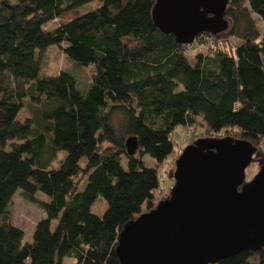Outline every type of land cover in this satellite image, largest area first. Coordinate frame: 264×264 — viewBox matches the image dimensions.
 Masks as SVG:
<instances>
[{
	"label": "trees",
	"instance_id": "trees-1",
	"mask_svg": "<svg viewBox=\"0 0 264 264\" xmlns=\"http://www.w3.org/2000/svg\"><path fill=\"white\" fill-rule=\"evenodd\" d=\"M95 1V10L45 31ZM155 2L0 0V264H63L66 256L119 264L123 227L157 206L159 167L179 148L175 129L198 127L199 118L204 139L237 137L262 157L264 31L252 15L264 23V0H229L228 29L192 45L155 27ZM230 38L239 43L230 47ZM207 41L208 54L191 64L187 51ZM53 46L90 71L86 92L64 71L40 77L41 57ZM22 110L28 117L20 122ZM130 137L138 141L134 156L126 154ZM18 191L31 203L37 193L49 199L24 246L10 213ZM98 196L107 206L102 217L91 213ZM219 264H264V249Z\"/></svg>",
	"mask_w": 264,
	"mask_h": 264
},
{
	"label": "water",
	"instance_id": "water-1",
	"mask_svg": "<svg viewBox=\"0 0 264 264\" xmlns=\"http://www.w3.org/2000/svg\"><path fill=\"white\" fill-rule=\"evenodd\" d=\"M229 0H156L151 17L164 35L192 45L229 27ZM134 156L138 141L125 142ZM249 142L199 139L175 163L168 199L125 225L115 248L119 264H219L264 249V166L251 181Z\"/></svg>",
	"mask_w": 264,
	"mask_h": 264
},
{
	"label": "rangeland",
	"instance_id": "rangeland-1",
	"mask_svg": "<svg viewBox=\"0 0 264 264\" xmlns=\"http://www.w3.org/2000/svg\"><path fill=\"white\" fill-rule=\"evenodd\" d=\"M99 6V2H91L79 9H77L74 12L68 13L61 17L60 19L55 20L52 23H49L45 27V31H51L52 29L59 26V24L66 23L69 21H72L76 19L77 17H80L88 12H91L95 10ZM252 18L254 19L256 23V27L260 33V35L263 34L264 31V23L259 20V18L255 15H252ZM228 45L230 47L236 45L239 43L238 40L234 38H230L228 40ZM210 44L207 41L206 44L202 45H196L194 47H191L187 51V59L188 61L193 64L194 59L197 54H208L210 49ZM37 56H39L37 54ZM66 72L73 76L76 80L77 88L81 92H86L89 87V81L88 76L90 74V71L85 69L84 67L78 66L68 60L63 53L58 49V47L53 46L46 50V52L41 57V69H40V77H48V76H56L60 72ZM28 117V114L22 110L19 114V121L22 122L24 119ZM205 133V125L201 118L198 119V127H194L189 130H185L183 128H177L174 131V141L176 144H178V147L176 149V152L174 155H172L171 158H169L165 163H163L162 166L159 167V190L154 195V206L158 205L160 201H164L168 199L170 190L173 187V180H171V177L173 176V173L175 171V163L178 160L179 156L181 155L183 149L190 144L192 141H197L199 139H203L206 135ZM220 137H225L226 133L222 132L219 134ZM228 137L232 139H237V137H231L228 135ZM261 156H254L252 163L250 166L246 169L245 175H246V181H251L255 175L260 170V163L264 166V142L261 144ZM64 157V153H59L58 159L56 162L53 163L54 167H58L59 161ZM143 162L145 166L147 167H153L155 165V162L148 156L143 157ZM85 161H81V164H84ZM126 164V160L123 162ZM87 184V181L85 180L83 184L81 185L80 190H84L85 186ZM21 191H18L13 199L12 203L10 205V213L12 217V223L14 226L20 228L23 232V240L21 245L24 246L25 244H28L32 241V234L34 231V227L38 221L43 219L45 217V213L43 209L40 206L41 202L47 203L49 199L43 195L42 193H37L35 195L36 203H31L25 200L21 196ZM106 202L101 196H98L94 204L91 206V213L95 216L102 217L104 212L106 211ZM146 211V207L143 206L142 212ZM56 222H52V228H54ZM75 260L70 258L69 256H66L63 258V264H74Z\"/></svg>",
	"mask_w": 264,
	"mask_h": 264
}]
</instances>
